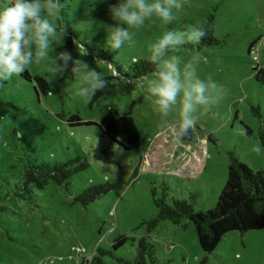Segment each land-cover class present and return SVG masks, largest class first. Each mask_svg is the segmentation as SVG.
Masks as SVG:
<instances>
[{"label": "rangeland", "instance_id": "374dc122", "mask_svg": "<svg viewBox=\"0 0 264 264\" xmlns=\"http://www.w3.org/2000/svg\"><path fill=\"white\" fill-rule=\"evenodd\" d=\"M118 2L77 0L69 9L71 18L64 20L61 45L70 27L75 33L72 58L83 59L107 81L92 103L85 105L77 96L79 81L71 65L51 82L46 65L29 68L32 76L47 80L46 96H37L33 84L22 77L0 83V264H88L94 257L99 264L133 262L141 238L152 245L156 264H264V228L228 232L206 254L188 219L151 223L158 214L155 201L164 193L169 204L178 199L195 211L213 208L226 182L231 152L251 168L264 170L259 136L264 128V87L254 78V69L264 67V0H184L174 24L166 26L180 29L203 25L207 17L214 20L215 41L174 53L184 63L198 57L199 78L212 76L226 93L211 111L202 108L196 113L189 142L178 140L173 132L178 113L165 124L143 87L155 68L141 76L136 73L140 62L151 64L149 47L162 35V22L148 21L135 29L133 47L117 53L106 49L103 26L116 25L110 8ZM88 21L93 22L91 31L85 33L81 25ZM80 45L86 49L84 56ZM59 46L53 55L60 53ZM98 103L99 111L94 107ZM109 111L130 114L140 133L137 149L112 147L114 164L91 157L94 147L107 146L95 125L68 123L72 115L99 121ZM77 156L86 158L89 166L68 184L48 180L41 190L25 189L30 164L53 165ZM104 184L112 189L87 207L74 202L84 189ZM121 236L127 240L113 249Z\"/></svg>", "mask_w": 264, "mask_h": 264}, {"label": "clouds", "instance_id": "9594fccd", "mask_svg": "<svg viewBox=\"0 0 264 264\" xmlns=\"http://www.w3.org/2000/svg\"><path fill=\"white\" fill-rule=\"evenodd\" d=\"M96 2L90 0V4ZM76 3L77 0H0V83L19 78L25 70L41 64L47 66L51 82L71 65V74L79 81L77 96L85 105L93 102L97 91L107 86L100 71L90 68L83 59H73L67 52L53 55L65 35L64 20L71 18L69 9L75 8ZM183 8L184 0H119L110 8L116 25H99L105 29L106 49L117 53L125 46L135 45V29L146 26L148 21L162 22V35L149 47L148 59L155 75L143 87L165 124L170 115L178 113L173 129L178 140L195 126L200 109L211 111L226 94L212 76L206 80L199 78L198 57L184 63L174 54L187 46H199L207 36L202 25L189 24L171 30L166 27L174 24L177 12ZM91 23L81 25L85 33H90ZM78 51L81 56L87 54L83 45ZM132 62L137 63V57H132ZM94 107L99 111L102 105L98 103ZM114 150L119 151L118 146Z\"/></svg>", "mask_w": 264, "mask_h": 264}, {"label": "trees", "instance_id": "16d2710c", "mask_svg": "<svg viewBox=\"0 0 264 264\" xmlns=\"http://www.w3.org/2000/svg\"><path fill=\"white\" fill-rule=\"evenodd\" d=\"M207 29V36L202 40V44L209 45L215 41L213 36L214 20L207 17L203 25ZM68 35L65 36L64 44L57 48L58 52H67L71 56L73 53V40L75 33L67 27ZM255 42L249 45V53L252 51ZM140 67L136 68V73L141 76L148 71H153L154 66L148 62H140ZM255 80L264 87V67L254 69ZM24 80L33 84L34 92L37 96H46L49 93L47 80L39 75H31L29 70H25L21 76ZM68 123L70 126L95 125L107 146L104 148L94 147L91 157L106 164L115 163V153L113 146H118L125 151L137 149L140 144V133L130 114H119L118 112H107L99 121H83L78 115H72ZM246 133H251L246 128ZM262 144H264V128L259 132ZM230 160L226 182L219 193L216 204L206 211H195L185 200L173 199L169 204L162 198L155 201L158 214L151 223L157 224L159 221L169 220L174 224H179L182 219H188L194 226L198 244L202 252L211 253L222 237L231 231L245 233L252 230L264 228V170H255L246 163L239 160L234 154H229ZM89 166L87 159L82 160L77 156L66 162L54 163L53 165L30 164L29 170H25V189L34 186L36 189H43L48 180H52L59 186L68 184L72 176L85 170ZM67 186V185H66ZM112 189L109 184L95 185L84 189L74 197V202L87 207L96 198L107 194ZM127 237L121 236L115 239L112 248L122 246ZM120 264H156L153 247L144 238L137 243V255L133 262L124 260ZM88 264H99L94 257Z\"/></svg>", "mask_w": 264, "mask_h": 264}, {"label": "water", "instance_id": "95a60500", "mask_svg": "<svg viewBox=\"0 0 264 264\" xmlns=\"http://www.w3.org/2000/svg\"><path fill=\"white\" fill-rule=\"evenodd\" d=\"M184 141H186V142H189V141H191V136L189 135V132L186 134V135H184V137L182 138Z\"/></svg>", "mask_w": 264, "mask_h": 264}]
</instances>
